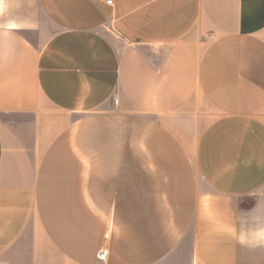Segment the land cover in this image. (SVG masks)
Listing matches in <instances>:
<instances>
[{"label": "crops", "instance_id": "1", "mask_svg": "<svg viewBox=\"0 0 264 264\" xmlns=\"http://www.w3.org/2000/svg\"><path fill=\"white\" fill-rule=\"evenodd\" d=\"M108 1L0 0V264H264V0Z\"/></svg>", "mask_w": 264, "mask_h": 264}, {"label": "built area", "instance_id": "2", "mask_svg": "<svg viewBox=\"0 0 264 264\" xmlns=\"http://www.w3.org/2000/svg\"><path fill=\"white\" fill-rule=\"evenodd\" d=\"M108 4H109V5H112V0L108 1ZM106 257H107V252L104 251V250H102V251L99 253V255H98V259H99L100 261H105V260H106Z\"/></svg>", "mask_w": 264, "mask_h": 264}]
</instances>
